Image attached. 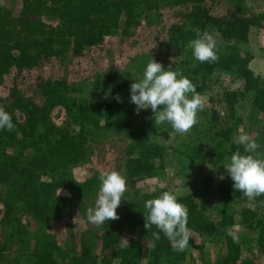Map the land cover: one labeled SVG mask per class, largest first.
<instances>
[{
    "label": "trees",
    "instance_id": "trees-1",
    "mask_svg": "<svg viewBox=\"0 0 264 264\" xmlns=\"http://www.w3.org/2000/svg\"><path fill=\"white\" fill-rule=\"evenodd\" d=\"M208 1L21 0L22 10L17 16L0 6V86L14 69L33 71L47 59L66 62L81 58L88 49L103 45L106 38L119 33L123 38H131L141 29L142 20L149 18V13L163 7L186 8L183 22L169 29V44L177 53H182L197 38V30L207 31L216 40L219 59L200 62L194 58L191 48L180 72L193 82L200 94L208 90L214 75L219 76L220 83L230 77L232 81L242 80L243 85L236 90L225 87L224 92L223 103L235 126L226 124L213 138L210 136L212 143L207 147L185 146L174 150V154L182 167L191 165L199 174L204 173L206 165L221 167L237 150L245 154L244 149L232 143V137L242 124L236 108L250 94L264 133V80L251 69L254 55L248 49L251 29L263 27L264 14L250 16L240 8L231 15L214 17L207 7ZM132 83L118 72L97 76L94 90L110 89L115 97L111 104H95L83 96L76 97L80 91L65 79L38 84L33 97H26L13 87L12 101L3 107L11 114L15 130H0V186L6 190L1 198L4 232L0 264H185L192 251L203 252V244L198 243L203 238H220L226 244V253L206 264H252L244 258L243 246L237 238L228 233L236 226L235 202L258 201L260 196L244 197L234 189L231 176L219 185L220 201L212 219L208 216V207L196 203L185 177H176L178 192L173 193H178V201L188 208L187 227L191 233L183 252L174 251L172 242L162 232L161 238L154 240L155 226L150 230L145 227V202L168 190L150 191L144 185L164 170L170 152L169 147L152 142L149 135H163L168 140L169 134L157 129L151 133L134 129L135 111L125 107L121 98L117 100L121 93L130 91ZM59 108L67 116L62 126H57L51 117ZM212 118L214 131L219 122L217 112ZM164 124L174 130L170 123ZM109 133L125 135L132 141L126 149L125 162L127 189L132 192V198L119 219L105 222L98 238L102 246L100 260L92 253L90 243L87 252L76 255L71 247L63 250L56 238L44 230L53 221L70 218L75 208L82 207L78 199L62 198L58 191L67 184L72 169L85 163L90 141ZM76 188L75 194L81 197L97 192L92 181L78 184ZM25 216L41 226L43 231L38 236L24 223ZM241 223L256 233L257 249L264 255V215L243 209ZM126 237L131 238L130 246L121 248L119 241ZM145 251L148 260L143 263Z\"/></svg>",
    "mask_w": 264,
    "mask_h": 264
},
{
    "label": "rangeland",
    "instance_id": "rangeland-1",
    "mask_svg": "<svg viewBox=\"0 0 264 264\" xmlns=\"http://www.w3.org/2000/svg\"><path fill=\"white\" fill-rule=\"evenodd\" d=\"M0 6L10 9L17 16L22 10L21 0H0ZM207 7L214 17H223L237 12L243 8L248 15L264 14V0H210ZM186 8L163 7L158 12L149 13L148 19L142 20L141 29L131 38H123L121 33L116 36L106 38L103 45L88 49L84 56L71 61L60 62L56 59L44 60L40 67L33 71L19 72L12 70L11 74L5 79L3 86H0V105L7 106L11 103V93L13 87H17L26 97H33L36 94L38 84L48 80L65 79L68 83L80 91L75 96L91 100L95 104L113 103L115 97L110 89L104 92L94 90V82L97 76L118 72L127 76L132 82L143 78L147 64L155 59L162 63L167 70L169 66L173 70L181 71L184 63L188 60L187 49L182 53H177L172 47L169 37V29L183 22L182 15ZM248 49L254 55L251 69L256 76L264 80V25L262 28H253L250 32V44ZM174 58V63H173ZM229 75L230 74H225ZM225 79V76L223 77ZM135 80V81H134ZM242 80L230 77L220 83L219 76L214 75L208 84V90L201 94L204 99V107L197 113V123L185 134L170 130L165 124L155 125L153 110L151 108L142 109L137 112V106L131 102V93H121L120 98L124 106L135 111L133 126L135 130H144L143 133H151L157 129L159 132H167L169 139L163 135L151 133L149 139L160 145L169 147V156L165 159L164 170L158 172L155 177L148 180L144 185L152 190L177 191L176 177L182 175L190 184V193L193 195L199 206L208 207V216L212 219L216 215V210L220 201L219 185L230 174L225 167L230 163L227 159L223 166L206 165L204 173L199 174L191 165L182 167L179 159L175 156L174 150L185 146L207 147L211 145V139L215 133L220 132L225 125L235 126V121L231 119L226 105L223 103L225 87L236 90L242 87ZM191 98V95H190ZM252 95H248L244 102L236 108L238 118L242 119V124L238 131L233 134L232 143L239 148L243 146L238 143L241 130L250 135L260 146L257 150L259 158H264V133L262 131V120L257 112L253 110ZM217 112L219 122L216 129L212 131L213 113ZM52 120L57 126H62L67 121L66 113L63 109H56L52 113ZM23 121V117L19 115ZM210 136L212 137L210 139ZM132 143L125 135L109 133L105 137L95 138L89 143L86 161L83 165L73 168L67 184L58 191V195L67 199H78L82 202V207L75 208L74 214L70 218L56 220L44 230L45 233L56 238L59 246L63 250L73 248L76 255H83L92 246V253L102 259L100 236L106 223L102 226H95L87 222L86 212L89 207L95 206V200L100 188L99 175L102 171L117 170L125 176L126 149ZM211 180L207 182V178ZM223 177V178H221ZM77 183H76V182ZM92 181L96 185L97 192L88 197H81L75 194L76 185L85 184ZM163 186V187H162ZM77 189V188H76ZM5 188L0 186V245L3 243V227L1 225L4 206L2 196ZM132 198V192L127 189L122 196V201L117 209L118 216L123 212ZM252 209L260 215H264V195L258 201L238 200L233 205V213L236 219V226L232 233L238 242L243 246L244 258L252 261V264H264V255L261 254L256 246L257 235L246 229L241 223V212L243 209ZM75 220V223H74ZM24 223L29 230L38 236L42 230L31 218L23 217ZM43 231V230H42ZM128 242L130 237H126ZM203 244V252L192 251L185 264H206L217 261L226 253V244L220 238H203L198 242ZM16 251V249H15ZM13 251L12 254H15ZM148 260L145 251L143 263ZM114 264H118L115 262Z\"/></svg>",
    "mask_w": 264,
    "mask_h": 264
},
{
    "label": "clouds",
    "instance_id": "clouds-1",
    "mask_svg": "<svg viewBox=\"0 0 264 264\" xmlns=\"http://www.w3.org/2000/svg\"><path fill=\"white\" fill-rule=\"evenodd\" d=\"M196 35L197 38L190 41L194 58L200 62L217 61L219 57L213 35L207 31L201 33L199 30ZM130 93L131 102L137 106V112L151 108V118L155 125L168 122L180 134L187 133L198 122L197 113L203 109L205 103L204 97L197 92L196 86L187 76L179 70H173L171 66L166 70L155 59L147 64L143 78L131 84ZM117 100L119 102V96ZM0 130H15L11 114L2 105ZM238 143L243 146L245 154L237 150L232 154L230 163L224 167L234 181V189L244 197L254 199L264 195V158L255 155L260 146L243 130L238 137ZM99 180L101 183L95 206L89 207L86 212L87 222L97 227L119 219L117 209L127 190L126 177L120 171H102ZM144 207L147 210V214H144L145 227L150 230L155 226L157 229L152 232L154 240L158 241L162 232L172 242L174 251L183 252L189 244L191 233L187 227L188 208L178 201V193L164 191L157 198L147 200ZM228 234L236 239L231 231ZM119 246L126 248L130 245L126 238H121Z\"/></svg>",
    "mask_w": 264,
    "mask_h": 264
},
{
    "label": "crops",
    "instance_id": "crops-1",
    "mask_svg": "<svg viewBox=\"0 0 264 264\" xmlns=\"http://www.w3.org/2000/svg\"><path fill=\"white\" fill-rule=\"evenodd\" d=\"M253 29V28H252ZM252 29H251V31H252Z\"/></svg>",
    "mask_w": 264,
    "mask_h": 264
}]
</instances>
